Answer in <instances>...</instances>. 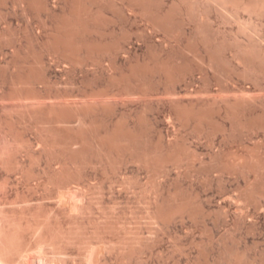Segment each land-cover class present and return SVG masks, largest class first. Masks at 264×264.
<instances>
[{
    "label": "rangeland",
    "instance_id": "374dc122",
    "mask_svg": "<svg viewBox=\"0 0 264 264\" xmlns=\"http://www.w3.org/2000/svg\"><path fill=\"white\" fill-rule=\"evenodd\" d=\"M109 1L0 0V241L22 247L16 264H264V194L248 191L253 170L233 164L264 152V78L257 87L240 74L233 48L217 49L214 72L192 25L171 36L194 39L188 51L139 5ZM75 8L88 14L86 31L63 27ZM220 24L227 32L210 34L233 41V23ZM167 61L179 68L171 78L158 69ZM245 99L255 104L234 103ZM39 109L72 148L106 140L112 161L91 152L73 161L66 145H49ZM195 109L202 121L187 114ZM41 228L48 238L72 229L74 242L44 244Z\"/></svg>",
    "mask_w": 264,
    "mask_h": 264
},
{
    "label": "bare ground",
    "instance_id": "6f19581e",
    "mask_svg": "<svg viewBox=\"0 0 264 264\" xmlns=\"http://www.w3.org/2000/svg\"><path fill=\"white\" fill-rule=\"evenodd\" d=\"M107 1V0H106ZM116 1V0H115ZM126 1V0H124ZM171 1V0H170ZM173 1V0H172ZM177 2H175V0L173 1V3H171V5L168 4L169 7L167 8H163L162 7H158L159 4H157V0H130V2L128 1V4L130 3V6H135V5H139V8H141V10L148 15V18H149V21H150V24H152L154 26V28H162L164 29L165 33H168V36H170V38L176 42V40L182 44V46L184 45V47L186 48H189L192 43V41L194 39L192 38H188L187 36V40H185L184 42L181 41V39H177V37H175L174 39L171 37V36H174L173 32H175V29L176 28H186L185 26L188 25H192L193 27V32L196 33V39H197V42H194V44H198L200 43L201 45H203L202 48L206 49V52H207V57L204 58V56H202L203 58H201L202 60V64H207L211 70H213L214 72H220L222 70V61L221 63L215 58V56L217 57L218 54L217 53V49L218 51L221 50V49H226V48H233L232 50V53H233V56H232V59L236 60V62L242 67V69L238 72L244 76H246L248 78L251 77L254 79L255 81V85L257 87H261V78H264V28L261 27V25H264V24H260V22H258V20L256 21V19H259V16L264 12V7H263V4L261 2V0H176ZM109 3H113L114 1H109ZM161 3H163L161 1ZM165 3V2H164ZM163 3V4H164ZM264 3V2H263ZM38 6V5H37ZM129 6V8H130ZM160 6V5H159ZM165 6V5H164ZM132 8V7H131ZM76 9V8H75ZM135 9V7L133 8ZM83 11H80L79 10H74L75 13H72V15L75 16L73 22H70L69 24L68 23H64V26L65 28L67 29H71L73 31H86L87 28H88V22H89V19H88V14L86 11H84V9H82ZM131 10V9H130ZM140 10V9H139ZM140 10V11H141ZM76 11H79V12H76ZM179 13L180 14V20H178L176 18V14ZM244 13H248V18L245 16H243L242 14ZM70 14H71V11H70ZM143 14V15H145ZM68 15V14H67ZM261 17V16H260ZM176 18V19H175ZM71 19V18H70ZM217 22H215V20ZM261 19V18H260ZM178 20L179 23H176ZM261 21V20H260ZM219 23H233L232 26H229L227 25V30L228 32L230 31L231 33L234 32L236 35L234 36V39L233 41L230 40V38H225L227 36H224V38H220L219 35H218V38L216 36H213L212 34H210V31L212 29H216L219 30L221 29L222 30V26L221 24L219 25ZM153 26H151L153 28ZM222 26V27H221ZM61 27V28H63ZM178 28V29H179ZM224 28V27H223ZM60 29V28H58ZM177 29V30H178ZM62 30V29H61ZM66 30V29H64ZM192 30V29H191ZM58 31V30H57ZM181 31V30H180ZM224 31V30H222ZM226 31V30H225ZM224 31V32H225ZM163 32V31H162ZM192 31H190L191 33ZM221 32V31H220ZM219 32V33H220ZM227 32V31H226ZM65 33V32H64ZM230 33V35H231ZM61 34V33H60ZM256 34L258 35L259 34V38H257ZM179 35V34H178ZM190 35H194L193 33H191ZM215 35V34H214ZM216 35H217V32H216ZM221 35H222V32H221ZM227 35V33L225 34ZM177 36V33L176 35ZM190 37V36H189ZM193 37V36H191ZM229 37H232V36H229ZM57 38V37H56ZM59 38V37H58ZM168 38V37H167ZM195 38V37H193ZM61 40H67L66 38L63 39L60 38ZM195 39V40H196ZM56 40V39H55ZM60 40V41H61ZM181 41V42H180ZM172 43V42H171ZM181 44L179 45V47H181ZM193 43L192 45L195 46ZM190 45V46H189ZM199 45V44H198ZM79 46V45H78ZM192 46V47H193ZM236 46V47H235ZM183 47V48H184ZM186 48H184L186 50ZM194 48V47H193ZM191 50V47L188 49V51ZM222 51V50H221ZM84 52V51H83ZM220 52V51H219ZM224 52V51H223ZM230 52V51H229ZM222 53V52H221ZM200 54V53H199ZM231 54V53H230ZM171 55V54H170ZM221 56V55H220ZM181 57V56H180ZM219 59V58H218ZM221 59V58H220ZM168 60H170V57H168ZM198 60H200L198 58ZM223 60V59H222ZM161 61V60H160ZM166 61V60H165ZM148 62V61H147ZM172 62V61H171ZM177 62V61H176ZM179 62V61H178ZM197 62V61H196ZM200 63V61H198ZM235 62V63H236ZM170 63V62H169ZM168 61L167 62H163L162 64L158 65V69H162L165 71L166 75L168 78H171L174 74V67L169 64ZM197 63V64H199ZM226 63V62H224ZM223 63V64H224ZM236 63V65H238ZM145 64H147L146 62L144 63V66ZM174 64V63H173ZM176 64V63H175ZM188 64V62H187ZM177 65V64H176ZM201 64H199L197 67H199ZM206 65V67H207ZM225 65V64H224ZM143 66V65H142ZM143 66V68H144ZM154 66V64H153ZM204 66V65H203ZM150 69L154 70L152 68V66H150ZM149 67L146 68L149 69ZM155 67V66H154ZM202 67V66H201ZM200 67V68H201ZM226 67V66H225ZM229 67V66H228ZM146 68H144L145 70H147ZM157 68V66H156ZM207 68V69H208ZM240 68V67H239ZM238 68V69H239ZM157 69V70H158ZM179 69L178 67L176 68V70ZM225 70V68H223ZM175 70V71H176ZM135 71V70H134ZM160 71V70H159ZM213 71H210V72H213ZM236 71V70H235ZM148 72V71H146ZM153 72V71H152ZM177 72V71H176ZM179 72V71H178ZM208 72V71H207ZM209 72V73H210ZM229 72V71H227ZM175 73V72H174ZM226 73V71H225ZM225 73H221V75L223 76ZM134 74V73H133ZM211 74H215V73H211ZM217 74V73H216ZM229 74V73H228ZM129 75V74H128ZM220 75V74H219ZM219 75H215V76H219ZM148 76V75H147ZM239 76V75H238ZM241 76V75H240ZM124 77V76H123ZM207 77L209 78V75H207ZM179 78V76H178ZM212 78V77H210ZM214 78V77H213ZM218 78V77H217ZM225 78V77H224ZM229 78V77H228ZM227 78V79H228ZM163 79V78H162ZM220 80H222L221 77H219ZM251 79V80H253ZM218 80V79H217ZM225 80V79H223ZM263 81V80H262ZM206 85H210L209 82L205 83ZM222 86V85H221ZM204 87V86H203ZM205 87H208V86H205ZM204 87V88H205ZM210 87V86H209ZM225 87V86H224ZM203 89V91H205ZM170 89V88H169ZM168 89V90H169ZM208 89V88H207ZM206 89V90H207ZM210 89V88H209ZM224 89H227V88H223L222 90L224 91ZM209 91V90H208ZM247 91V90H246ZM171 93V92H170ZM241 93V92H240ZM243 97V96H242ZM249 98V97H248ZM239 99V98H238ZM231 102V101H230ZM255 100H248V99H245L244 101H235L234 103H236L237 105H243L246 107V105H251L252 103H254ZM223 104V103H222ZM255 104V103H254ZM232 107L235 108L234 105H231ZM231 106H226V107H231ZM240 108H238L239 110H241V107L242 106H238ZM244 107V108H245ZM198 108V107H197ZM228 108V109H229ZM190 109V108H189ZM193 110V108H191ZM200 109V108H199ZM197 110L195 109V111H190V113L188 112L187 114H189L190 117L192 118H197L199 121H202L205 117V114H204V111L203 112H200V110ZM203 109V108H202ZM224 109L225 106H224ZM227 109V111H228ZM237 109V108H235ZM246 109V108H245ZM244 109V110H245ZM231 110V108H230ZM233 110V109H232ZM231 110V111H232ZM238 111V110H236ZM230 112V111H229ZM234 114H235V111H233ZM36 117H37V122L39 123V125L41 124H44L47 123V126H48V123H49V127H44L43 129L46 130V137H44L46 140H47V143L50 145H53V146H56V145H66V149L69 150L68 152H70L71 154V157L74 159H72L73 161H76V160H79V158L83 157L86 152H91L93 153V157L97 160L98 158H102L101 161L106 158L108 159H111V157L113 156V154H111V151L113 150L112 146L110 144H108L109 146H107V143L101 138V139H97L94 143V146H96V148L93 147V150L92 151H89L87 149H84V148H80V147H75V148H72L70 146L71 142H72V136L70 137L69 135L65 134L64 133V130H62L61 127H56L55 125L53 126V124L50 126V123H52L54 121V119L52 118H48L46 117L45 115V112L43 113V111L41 109H39L38 111H36ZM231 113V112H230ZM239 113V112H238ZM233 114V113H232ZM227 116L229 115L226 114ZM235 116V115H234ZM79 117V116H78ZM81 117V115H80ZM230 117V116H229ZM58 118V117H57ZM250 118V117H249ZM82 119V117H81ZM83 120V119H82ZM57 122H63V120L61 119H58L56 120ZM244 122V121H243ZM55 123V121H54ZM65 123V121H64ZM60 124V123H59ZM84 124V123H83ZM61 125V124H60ZM245 125V124H244ZM67 126V125H66ZM46 128V129H45ZM61 128V129H60ZM123 129V128H122ZM93 133V132H92ZM80 135V134H78ZM76 137V136H75ZM45 140V141H46ZM108 141V140H107ZM111 141V140H110ZM115 141V140H114ZM124 142V141H123ZM121 143V141L119 142ZM128 143V142H127ZM118 144V143H117ZM122 144V143H121ZM174 144V143H173ZM87 145V144H86ZM116 145V143H115ZM131 145V144H130ZM65 147V146H64ZM119 147V146H118ZM157 147V146H156ZM171 146H169L170 148ZM173 147V146H172ZM167 148V147H166ZM96 149V150H94ZM141 149V148H140ZM148 149V147H147ZM173 149V148H172ZM164 150V149H163ZM186 150V149H185ZM176 151V150H175ZM174 151V152H175ZM114 152V151H113ZM192 152V151H191ZM153 153V152H152ZM159 153V152H157ZM248 153V154H247ZM246 154H237L238 156L236 158V160L233 162V164L235 166H237L236 168H243V172L245 171V169L247 170H250V171H254L255 172V182L253 183H250L247 185V188L249 189L248 191H250V193H254L255 194H259V195H262L264 194V180L262 182L258 181V178H264V152L261 151V153L258 151V153H254V152H247ZM83 154V156H81ZM88 154V153H87ZM148 154V153H147ZM145 154V155H147ZM162 154V153H161ZM171 154V153H170ZM173 154V153H172ZM155 155V154H154ZM153 155V156H154ZM169 155V154H168ZM152 157V155H147V157ZM165 156V155H164ZM171 156V155H170ZM150 157V158H151ZM158 157V156H157ZM88 158V157H87ZM151 158V159H152ZM155 158V157H154ZM165 158V157H164ZM164 158H160V159H164ZM139 159V158H138ZM147 159V158H146ZM157 159V158H156ZM83 159H80L79 161H81ZM99 160V159H98ZM141 160V158H140ZM150 160V159H149ZM159 160V159H158ZM166 160V159H165ZM112 161V159H111ZM148 161V160H146ZM157 161V160H156ZM167 161V160H166ZM175 161V160H174ZM150 162V161H148ZM158 162V161H157ZM160 162H163L164 166H165V162L164 160H160ZM104 163V162H103ZM106 163V162H105ZM112 163V162H110ZM151 163H154V162H151ZM168 164V163H167ZM110 165V164H109ZM148 165V164H147ZM233 165V166H234ZM113 166V164H112ZM120 166V165H119ZM68 167V166H67ZM116 167V166H115ZM162 167V166H161ZM160 167V168H161ZM166 168V167H165ZM68 171V170H67ZM57 175L61 178H63V176H65V171H63V169H60L57 173ZM70 175V174H69ZM245 176V175H244ZM58 177V179H59ZM67 178V177H66ZM70 179V178H69ZM257 182H260L259 184ZM247 190V189H246ZM257 195V196H259ZM244 197H249L247 195H245ZM262 197V196H260ZM241 198V197H240ZM247 200V199H246ZM158 210V209H157ZM159 213V212H158ZM45 223V222H44ZM110 224V223H109ZM39 225H40V222H39ZM37 225V227L39 226ZM42 226V225H41ZM47 226V224H46ZM44 225V227H46ZM107 226V225H106ZM40 228V227H39ZM43 228V227H42ZM41 228V234L40 236H42V234H44L45 230H43ZM97 228V226H96ZM100 228V227H98ZM108 228V227H107ZM38 229V228H37ZM62 229V228H60ZM64 229V228H63ZM75 229V228H74ZM43 230V231H42ZM56 230V229H55ZM65 231H61L59 233V231L57 232L58 234L55 236H51L50 238H48V236L46 235L47 238H44L41 239V241L45 244L46 241H47V244H53L55 242H57L56 240H61L64 241V240H67V244H68V241L69 243H73L74 241L71 242V239L73 238L74 234H73V231L72 229L66 231V229H64ZM104 230V229H103ZM106 230V229H105ZM80 229L78 227V230H76L77 233H80L79 232ZM95 232V229L93 230ZM92 231V232H93ZM100 231V230H99ZM44 232V233H42ZM48 232V231H47ZM76 233L75 236H78V234ZM103 233V232H102ZM51 234V233H50ZM53 234V233H52ZM51 234V235H52ZM56 234V233H55ZM81 234V233H80ZM94 234H99V233H94ZM2 235V234H1ZM73 235V236H72ZM92 235V234H91ZM100 235V234H99ZM102 236V235H101ZM43 237V236H42ZM41 237V238H42ZM87 237V236H86ZM98 237V236H97ZM77 237H74V239H76ZM79 238V237H78ZM77 238V239H78ZM2 240V238H0ZM40 239V237H39ZM76 239V240H77ZM81 237L78 239L80 240ZM87 239L89 241H91L89 239V237H87ZM4 240V239H3ZM9 239H7V241L5 242H8V244L6 243H3L2 241H0V264H16L12 256V254L14 255L15 253L17 254H21L23 255V251L22 250V247L19 245V246H15L17 244H13L11 241H8ZM15 240V239H14ZM77 240V241H78ZM87 240V242H88ZM52 243H50V242ZM86 241V239H85ZM84 241V242H85ZM2 242V243H1ZM9 242L11 243L9 244ZM40 243V246L41 244L43 243ZM65 242V241H64ZM83 242V241H82ZM83 242V243H84ZM86 242V243H87ZM59 243H63V242H59ZM58 243V244H59ZM90 243V245L92 244L91 242H88ZM86 244L88 246H90L89 244ZM46 244V245H47ZM57 244V245H58ZM64 244V243H63ZM81 244V243H80ZM15 247H14V246ZM39 245V244H38ZM57 247L56 244H53ZM52 245V246H53ZM65 245H66V242H65ZM59 246H62L59 244ZM20 247V248H18ZM27 247V246H26ZM43 247V246H42ZM92 247V246H91ZM15 248H18V249H15ZM25 249V248H24ZM27 250V248H26ZM23 252V253H22ZM16 254V255H17ZM27 254V253H26ZM25 255V254H24ZM18 256V255H17ZM23 257V256H21ZM18 258V257H17ZM24 258V257H23ZM239 260V259H238ZM25 262V261H24ZM238 262V261H236ZM18 264V263H17ZM24 264V263H23ZM26 264V263H25Z\"/></svg>",
    "mask_w": 264,
    "mask_h": 264
}]
</instances>
